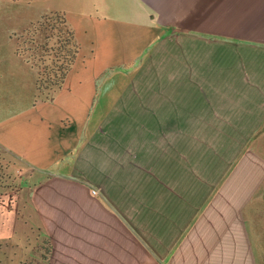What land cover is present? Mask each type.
Segmentation results:
<instances>
[{"label": "crops", "instance_id": "crops-1", "mask_svg": "<svg viewBox=\"0 0 264 264\" xmlns=\"http://www.w3.org/2000/svg\"><path fill=\"white\" fill-rule=\"evenodd\" d=\"M53 9L78 53L51 100L0 55V154L28 170L45 264H264V0ZM223 115H257L250 150L211 139L242 127Z\"/></svg>", "mask_w": 264, "mask_h": 264}, {"label": "rangeland", "instance_id": "rangeland-1", "mask_svg": "<svg viewBox=\"0 0 264 264\" xmlns=\"http://www.w3.org/2000/svg\"><path fill=\"white\" fill-rule=\"evenodd\" d=\"M77 1L0 0V55L7 57L18 51L24 60H28L27 63L36 73L37 99L51 100L55 92L63 86L66 77L65 75L59 87L55 85L54 81L58 79L60 70L65 65L61 45L66 36L65 26L69 25L63 11L48 9L65 7L71 10ZM67 47L70 45L67 44ZM214 116L210 115L211 127L216 129ZM224 117L229 124L240 119L242 127L235 129L227 124L223 129ZM254 117L257 115L220 116L219 129H223L222 133L215 136L211 134V139L217 137L215 141L227 155L232 154L239 145L242 146V151L250 150V136H246L244 128H247L248 121ZM262 129L258 138L260 143L263 142L260 147L261 154L264 155ZM27 172L15 160L0 154V264H45L47 258L48 241L40 231L26 201L30 186V182L26 183L24 179Z\"/></svg>", "mask_w": 264, "mask_h": 264}, {"label": "trees", "instance_id": "trees-1", "mask_svg": "<svg viewBox=\"0 0 264 264\" xmlns=\"http://www.w3.org/2000/svg\"><path fill=\"white\" fill-rule=\"evenodd\" d=\"M62 23L65 25V21L62 20ZM65 38H64V41L61 45V49L63 51V59L65 61V65L62 67V69L60 70V74H59V77L57 80H55V85L57 87H59L66 75V73L68 72L70 66L72 65L73 61L75 60L76 58V55L78 53V47L74 41V38H73V32L72 30L68 27V26H65ZM69 44L70 47H67L66 48V45ZM17 54H20V52L16 51ZM26 62H28V60L25 59Z\"/></svg>", "mask_w": 264, "mask_h": 264}, {"label": "built area", "instance_id": "built-area-1", "mask_svg": "<svg viewBox=\"0 0 264 264\" xmlns=\"http://www.w3.org/2000/svg\"><path fill=\"white\" fill-rule=\"evenodd\" d=\"M91 193H92V194H95L96 191H95L94 189H91Z\"/></svg>", "mask_w": 264, "mask_h": 264}]
</instances>
